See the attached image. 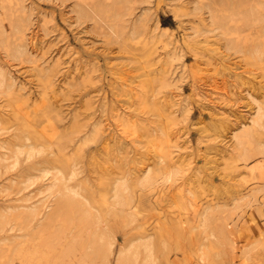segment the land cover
<instances>
[{
  "label": "rangeland",
  "instance_id": "1",
  "mask_svg": "<svg viewBox=\"0 0 264 264\" xmlns=\"http://www.w3.org/2000/svg\"><path fill=\"white\" fill-rule=\"evenodd\" d=\"M0 85V264H117L147 240L156 264H264V126L236 151L264 108V0H0ZM59 165L115 241L101 261L61 255L80 202L47 225Z\"/></svg>",
  "mask_w": 264,
  "mask_h": 264
},
{
  "label": "bare ground",
  "instance_id": "2",
  "mask_svg": "<svg viewBox=\"0 0 264 264\" xmlns=\"http://www.w3.org/2000/svg\"><path fill=\"white\" fill-rule=\"evenodd\" d=\"M229 3V2H228ZM227 6H228V4H227ZM234 6V5H233ZM202 8V7H201ZM234 8H236V7H233V10H234ZM237 9V8H236ZM94 10V9H93ZM214 10V9H213ZM239 12H240V9L238 10ZM212 13H214L215 11H211ZM92 13V12H91ZM94 13H96L95 11H94ZM93 13V14H94ZM82 14V13H81ZM85 14V13H84ZM97 14H99V13H97ZM103 14V13H102ZM96 15V14H95ZM102 16V15H101ZM101 16H99V17H101ZM214 17L212 18V20H213V22H214V24H216V22H217V24L220 26V27H222V25H221V19H218V17L216 16V14L215 15H213ZM219 16V15H218ZM220 17V16H219ZM220 18H222V17H220ZM222 20H224V18L222 19ZM223 23V22H222ZM224 24V23H223ZM22 40V39H21ZM26 46V45H25ZM25 52V51H24ZM21 53V52H20ZM6 77V76H5ZM6 79V78H5ZM1 80L3 81V79L1 78ZM1 84H2V82H1ZM4 85V84H3ZM2 85H0V87H1ZM264 108L262 107V106H258V110H257V114L256 115H254V117H252V119H251V121H250V123L248 124V125H244V129H243V131H241L242 133H240V134H238L237 136H236V145L239 147H237V146H235V147H237L238 148V150H237V148H236V151L238 152V153H240V155H242V157H248L249 156V149H248V143L251 141V140H254L255 139V137H256V131H254L253 129H256V128H259V127H261L262 128V126H264L263 124H264ZM250 128V129H249ZM167 143H170V140L169 139H167V140H165ZM165 141H164V144H165ZM167 146H168V144H167ZM170 147H171V145H169ZM166 147V146H165ZM174 148H175V150L176 151H178L179 150V146L177 145V144H175L174 145ZM239 150H241V152L239 151ZM173 152L174 151H168V152H165V153H163V157H166V156H171L172 154H173ZM162 156V155H161ZM158 157H160V155L158 156ZM157 157V158H158ZM162 157V158H163ZM161 158V157H160ZM162 158L161 159H159L158 158V160H161L160 161V163L162 162ZM164 159V158H163ZM244 160H246V159H244ZM177 163L178 164H183V161H181V160H178V161H176V165H177ZM62 164V166H63V168L65 167V165L64 164H66V162L63 164V163H61ZM61 165H59L57 168L59 169V168H61L60 167ZM69 166V165H68ZM63 168H61L62 170H57L58 171V174H56V176H55V182L54 183H52V187L49 189L50 190V194L49 195H55V197H56V201H55V206L53 207V212L52 213H50L49 215H48V217H47V219H46V222H47V225H52L53 224V221L55 220V221H57L58 219H55V218H61V220L59 221V223L62 221L63 222V225H66L67 226V220H69L68 219V217L70 216V221L71 220H76V222H75V226H76V228L78 229V231L76 232V233H79V234H76L77 236L75 237V239H73L72 241H70V244L67 246V248H65V251H66V253H65V251H64V253H63V251H62V253H61V255H62V257H67L68 255L67 254H69V255H71L70 253L72 252V250H77V248H79L78 250H80L81 251V254L83 255V259H87V260H89V261H95V260H97V258H99V260H100V257L102 256V253L104 252L105 253V251L107 252V253H109L108 251H111V248L113 249V245L111 246V243H115V241L114 242H112L113 240H110V238H109V240L107 241L106 239V237H107V235H105V233H104V231H103V228H102V226H101V223H100V218H99V214H96V212H94L93 210L91 211V208H88V207H86L87 205L86 204H88L87 203V201H89V200H87V201H85L86 202V204L82 201L83 200V198H80V197H82V194H81V190H79L78 188H70V185H69V187L67 186V182H66V180H65V177H66V179L67 180H71V176L69 175V179L67 178V175L64 177V170H63ZM68 168V167H67ZM66 168V169H67ZM160 168H162V166L160 167ZM163 168H164V166H163ZM160 170V169H159ZM161 171V170H160ZM163 171V170H162ZM161 171V172H162ZM151 172H154V171H151ZM163 172H166V171H163ZM66 173V172H65ZM148 173V172H147ZM155 173H156V171H155ZM158 173V172H157ZM167 173V172H166ZM164 174V175H167V174ZM169 173H171V172H169ZM60 174V176H58ZM72 174H74V173H72ZM144 174V173H143ZM152 175H154V174H152ZM156 175V174H155ZM159 175H161V173L159 172ZM172 175V174H171ZM151 176V175H150ZM162 176V175H161ZM142 177V176H141ZM151 177H155V176H151ZM167 178V180L169 181V179L171 178V176L170 175H168V176H166ZM142 179H143V177H142ZM145 180H143V181H145V182H150L152 179H150V177H149V179H148V177L147 178H144ZM154 179V178H153ZM165 179V180H166ZM141 180L139 179L138 181H136V182H140ZM153 181V180H152ZM144 182V183H145ZM148 182V183H149ZM151 183V182H150ZM137 184H139V183H137ZM129 187H130V185H128ZM144 186V185H143ZM125 186L123 185H120V186H118V187H114L115 189H113V200L115 201V205L116 204H120V206H122L123 207V205L125 204V202L127 201V199H129L128 198V194H126V196H127V198H126V200H125V197H124V191H126V189L127 188H124ZM130 189H131V187H130ZM129 191V190H128ZM124 192V193H123ZM130 192V191H129ZM83 193V192H82ZM130 194V193H129ZM111 197H112V195H111ZM111 199V198H110ZM113 200H112V202H113ZM80 202L81 204H83L82 205V207H81V210H80V212L78 211V209H77V212H79L80 213V215L78 216L77 214H79V213H77V214H74L75 216H74V219H72L73 218V216L71 217V215H73V206L75 207V203L76 202ZM77 202V203H78ZM76 203V204H77ZM90 203V202H89ZM91 204H92V201H91ZM126 204H129V203H127L126 202ZM130 205V204H129ZM128 205V206H129ZM72 206V207H71ZM93 206V205H92ZM112 206H114V205H112ZM112 206H111V208H112ZM77 207V206H76ZM75 207V208H76ZM94 207V206H93ZM182 207V206H181ZM78 208V207H77ZM95 208V207H94ZM69 211V212H71V213H67V211ZM64 210L66 211V213H64ZM75 210V209H74ZM96 211V210H95ZM93 212V213H92ZM99 212V211H98ZM17 213V215H14L15 217H16V219L18 220V221H26V220H30L31 218H36V216H38L39 215V213H38V210L37 209H35V208H31V209H25L24 211H19V212H16ZM96 215H95V214ZM68 216H66V215ZM70 214V215H69ZM2 216H4V215H2ZM76 216H78V217H76ZM31 217V218H30ZM64 217V218H63ZM67 217V218H66ZM241 217H243V214L241 215ZM5 217H1V223H3V222H5ZM181 220V219H180ZM179 220V221H180ZM187 220V219H186ZM205 220H207V219H205ZM69 222V221H68ZM185 222V221H184ZM56 223V222H55ZM180 223V222H179ZM183 223V222H182ZM181 223V224H182ZM188 223V222H187ZM204 223V222H203ZM202 223V224H203ZM103 224V223H102ZM181 224H179L180 226H182ZM204 224H206V223H204ZM60 226V225H59ZM65 226V227H66ZM103 226H104V224H103ZM178 226V225H177ZM62 227V229H63V226H61ZM105 227V226H104ZM107 228V227H106ZM161 228V227H160ZM162 228H163V225H162ZM161 228V229H162ZM176 228V227H175ZM179 230V232L182 234V230H181V227L179 228V227H177ZM61 229V228H60ZM60 229H58V230H60ZM61 229V230H62ZM66 229V228H65ZM76 229V230H77ZM160 229V230H161ZM163 230H164V228H163ZM177 229H175V232H177L178 233V231H176ZM57 231V230H56ZM63 231H64V229H63ZM62 231V232H63ZM106 231H108V230H105V232ZM62 232H60V233H62ZM53 234L55 233L54 231L52 232ZM59 233V234H60ZM82 233H85L86 234V236L87 237H85V239H83V237H82ZM107 234H108V232H106ZM159 233V232H158ZM180 233H178V234H176V235H180ZM52 234V235H53ZM55 234H57V233H55ZM54 234V235H55ZM54 235L52 236L53 237V239H54ZM63 235V234H62ZM109 235V234H108ZM111 235V234H110ZM51 236V235H50ZM49 236V237H50ZM60 236H61V234H60ZM106 236V237H105ZM146 236V238H148L149 236L148 235H145ZM144 236V237H145ZM148 236V237H147ZM48 237V238H49ZM52 237H50V238H52ZM58 237V236H57ZM56 237V241H57V239H58V241L59 240H61L59 237L57 238ZM73 237V238H74ZM110 237V236H109ZM144 237H142V239L144 238ZM155 237V236H154ZM153 237V238H154ZM179 237V236H178ZM50 238L49 239H47V241L50 243ZM157 238V237H156ZM114 239V238H113ZM141 239V238H140ZM145 239V238H144ZM107 241V243H106V241ZM115 240V239H114ZM157 240H159L158 238H157ZM55 241V240H54ZM109 241L111 242L110 244H109ZM155 241H156V239H155ZM48 242H46V246L48 247L49 245H47V243ZM211 242V241H210ZM48 243V244H49ZM52 243H54L53 242V240L51 241V243L50 244H52ZM57 243H59V242H57ZM139 243V242H138ZM156 243V242H155ZM207 248L208 249H210L208 246H209V244L211 245V243H209L208 241H207ZM54 244H56V243H54ZM129 244H131V243H129ZM129 244H127L126 246L127 247H124V250L123 249H121V250H119L120 251V253H119V256H118V254H117V256H118V258L116 259L117 260V264H137V263H139V264H156V258L154 257V251L156 250H154V246H156L155 244H153L152 243V241H150V240H147L146 242H143V244H142V242L140 241V246H134L133 248H131V249H128V250H125V248H128V245ZM157 244H158V242H157ZM206 244V243H205ZM203 245V244H202ZM110 246H111V248H110ZM115 246V245H114ZM129 246H131V245H129ZM158 246V245H157ZM206 246H204V247H206ZM157 248V247H156ZM200 249V248H199ZM201 249H203V247L201 248ZM201 249H200V252H201ZM77 250V251H78ZM105 250V251H104ZM211 250V249H210ZM213 250V249H212ZM76 251V252H77ZM207 251V250H206ZM68 252V253H67ZM199 252V253H200ZM75 253V252H74ZM205 253V252H204ZM204 253H203V255H204ZM73 254V253H72ZM111 254H112V252H111ZM101 255V256H100ZM103 255H106V254H103ZM108 255V254H107ZM142 255H143V258H141L142 257ZM205 255H206V253H205ZM208 255V254H207ZM109 256H111V255H109ZM59 257H61V256H59ZM108 257V256H107ZM106 256L105 257H103L104 259H106L107 258ZM201 257H202V255H201ZM206 257V256H205ZM209 257V256H208ZM155 258V259H154ZM200 258V257H199ZM60 259V258H59ZM63 258H61V260H62ZM82 259V260H83ZM86 260V261H87ZM99 260H97V262L99 261ZM102 260V259H101ZM100 260V261H101ZM107 260H108V258H107ZM201 260H203V259H201ZM84 261V260H83ZM106 261V260H105ZM101 262H103V264H105L104 263V261H101ZM84 263H87V262H84ZM94 263V262H93ZM81 264H83V263H81ZM89 264H90V262H89ZM92 264V263H91ZM95 264H97V263H95ZM99 264V263H98ZM100 264H102V263H100Z\"/></svg>",
  "mask_w": 264,
  "mask_h": 264
}]
</instances>
